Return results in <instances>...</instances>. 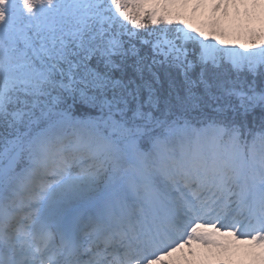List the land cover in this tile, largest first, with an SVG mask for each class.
Here are the masks:
<instances>
[{
  "label": "snow or ice",
  "instance_id": "obj_1",
  "mask_svg": "<svg viewBox=\"0 0 264 264\" xmlns=\"http://www.w3.org/2000/svg\"><path fill=\"white\" fill-rule=\"evenodd\" d=\"M190 4L0 0V264H264V31Z\"/></svg>",
  "mask_w": 264,
  "mask_h": 264
},
{
  "label": "bare ground",
  "instance_id": "obj_2",
  "mask_svg": "<svg viewBox=\"0 0 264 264\" xmlns=\"http://www.w3.org/2000/svg\"><path fill=\"white\" fill-rule=\"evenodd\" d=\"M251 2V0H247L246 3H240L237 4V6H230L227 9V14L224 13V10L221 9L220 12L213 13L211 9V0H209L208 6L202 7L199 9H196L194 6L193 8L196 10V12L191 16V23L196 26L198 24V20H201L199 23V27L205 28L207 30L208 25L213 21H218V27L223 30L226 33L227 39H232L233 37L237 36L239 39L241 37L239 36V30H238V24H237V15L242 14L241 11L244 10V12H249L251 15L256 14L257 6H253L251 2L250 8H245L243 4H247ZM195 5V0H192V5ZM191 6V4L189 5ZM264 10V5L263 8ZM240 11V12H239ZM260 13V11H258ZM261 15V14H257ZM188 17V16H187ZM230 18V27L227 26L226 19ZM244 26H249V20L246 17L244 20ZM224 259L227 261L230 259L231 264H241V261L243 264H253V260L250 256L245 255L243 251L240 252H234L231 254L230 257L225 256Z\"/></svg>",
  "mask_w": 264,
  "mask_h": 264
},
{
  "label": "rangeland",
  "instance_id": "obj_3",
  "mask_svg": "<svg viewBox=\"0 0 264 264\" xmlns=\"http://www.w3.org/2000/svg\"><path fill=\"white\" fill-rule=\"evenodd\" d=\"M245 8H250L251 2L247 4H243ZM194 4L191 6H188L186 9H184V18L187 19L191 23V16L196 12V10L193 8ZM237 6V5H236ZM263 5L257 6L256 14L251 15L249 12H244V10L241 11L242 14L237 15V24H238V30H239V36L241 39H239L237 36L230 39L234 42H245L249 39V34L253 31L261 32L264 31V10L262 9ZM260 11V13L258 12ZM240 12V11H239ZM261 14V15H257ZM188 16V17H187ZM246 17L249 20V26H244V20ZM201 20H198V24H196L197 27H199V23ZM230 21L231 19L228 17L226 19L227 26L230 27Z\"/></svg>",
  "mask_w": 264,
  "mask_h": 264
}]
</instances>
